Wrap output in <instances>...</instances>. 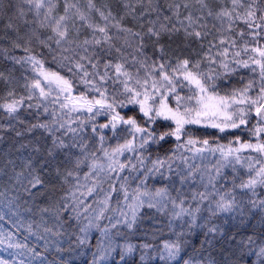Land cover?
Returning <instances> with one entry per match:
<instances>
[{"label":"snow or ice","instance_id":"1","mask_svg":"<svg viewBox=\"0 0 264 264\" xmlns=\"http://www.w3.org/2000/svg\"><path fill=\"white\" fill-rule=\"evenodd\" d=\"M0 63V132L44 140L0 166V264H68L93 230L88 264H264V0H0ZM144 209L175 238L132 243Z\"/></svg>","mask_w":264,"mask_h":264},{"label":"trees","instance_id":"2","mask_svg":"<svg viewBox=\"0 0 264 264\" xmlns=\"http://www.w3.org/2000/svg\"><path fill=\"white\" fill-rule=\"evenodd\" d=\"M19 54V53H17ZM7 67H11L10 64H4V63H0V70L7 68ZM22 69L19 68V66L16 67V70L14 72V75L16 77H20ZM5 89V85H3L2 83H0V93H2ZM18 91H21V89H17ZM132 114V113H129ZM25 119H31V117L29 116H25ZM0 123H4L6 124L7 121L6 120H0ZM13 123H15L13 121ZM18 128H23V126L21 125H17ZM202 134L205 135H215L214 130H207L206 132H204L202 130ZM41 133L39 131H36L35 133L32 134H28L25 133V135L23 137H15L14 133L12 132H8V133H4V132H0V137H3V139H0V166L3 165V162L6 158H11V159H16L17 160V165H19L21 163V161L26 158L29 155H33L34 157H40L42 156V153H33L31 151V149H22L21 151L17 152L16 148L19 147L20 143H26L27 141L31 140L33 142V145L35 146H41L43 147L44 145V140L43 139H38L41 137ZM174 145L173 141H169L168 144L165 145V148L171 147ZM59 157H50L49 161H50V165L51 167L49 168L48 171V175H51V169L52 167H54L58 161H59ZM17 171H19V167L17 166ZM8 174H11V170L8 169L7 170ZM7 180V176L0 174V191H4L6 193V197H11V196H15L18 193L14 190V189H9L8 187L5 186L4 181ZM150 183H154L156 186H161L163 183H166L165 181H160L159 179H157L156 181H150ZM27 198V197H24ZM2 211H6V209L3 208V204L2 202H0V212ZM22 211V210H21ZM148 216L151 217V213L152 210H148V209H144L143 210ZM25 217L28 216L27 213H22ZM159 215V214H158ZM214 223H218L220 224L222 222V220H213ZM102 224L107 223V220H104L101 222ZM168 218L166 216H160L159 219V223L156 224L154 221H152L151 219H143L141 221V224L139 226V228L135 231L134 234H129L128 239L134 243V244H139L141 242H150L152 241V237L151 235H145L146 232L150 233L152 230L155 229H162L163 232L162 233H158V235H160V237L162 239L164 238H171L174 239L175 236L173 234V232L169 231L168 227ZM158 225V227L156 228L155 226ZM173 227V226H172ZM0 228L4 229V230H10L11 229V224L9 222V218L8 216L5 217V219L0 220ZM174 231H179L178 227H173ZM231 230V228L229 229ZM115 231V230H113ZM122 231H127L126 229H122ZM203 232L204 229H196L194 230L193 235L190 237L191 241L193 243H196L197 246L199 245V242L201 240L204 239L203 236ZM26 234V233H25ZM99 237V233L95 230H93L92 232V238L90 240L89 246L87 248H84L82 250H80L79 252H73L72 254H68V253H62L61 255H63L65 257V259L68 261V264H88V261L91 260L92 258V252L95 251V243H96V238ZM18 239H23V235H18ZM64 243L63 246L66 248L67 247V237L62 238ZM75 238L73 237V240ZM119 240V242L123 243L124 238L123 237H119L117 238ZM28 243L30 245L35 244V238L34 237H29ZM216 244V248H220V247H226V245L223 244L222 241H220L219 239L215 242ZM38 250H40L38 248ZM13 250L7 249L6 247L0 246V257L4 258V259H11L12 257L10 256V252H12ZM138 256H139V252L134 254V257H129V260L132 259H137L138 260ZM49 259H51V255H49ZM140 264H144V262H140ZM151 264H162V262L160 261H152Z\"/></svg>","mask_w":264,"mask_h":264},{"label":"rangeland","instance_id":"3","mask_svg":"<svg viewBox=\"0 0 264 264\" xmlns=\"http://www.w3.org/2000/svg\"><path fill=\"white\" fill-rule=\"evenodd\" d=\"M207 162V161H206ZM197 163H199V161H197ZM152 217L151 219H153V221L156 222V224L159 223V219H160V216L162 217L163 215H158V213L155 212V210H152V213H151ZM205 216L207 215V213L204 214ZM182 223V221H177V222H174L173 224V227H178L179 228V224ZM222 223V222H221ZM230 223H235L234 221L233 222H230ZM224 227L226 228H229V225H224ZM230 229V228H229ZM174 230V229H173ZM172 232V231H171Z\"/></svg>","mask_w":264,"mask_h":264}]
</instances>
